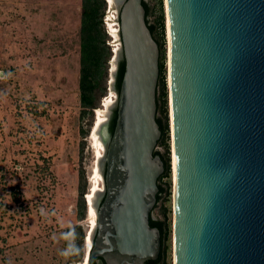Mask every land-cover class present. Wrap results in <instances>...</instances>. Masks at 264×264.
<instances>
[{
    "label": "water",
    "instance_id": "water-1",
    "mask_svg": "<svg viewBox=\"0 0 264 264\" xmlns=\"http://www.w3.org/2000/svg\"><path fill=\"white\" fill-rule=\"evenodd\" d=\"M144 2L118 7L117 98L99 127L103 191L88 264H144L161 252L150 224L165 171L156 153L161 48ZM167 13L174 264H264V0H167Z\"/></svg>",
    "mask_w": 264,
    "mask_h": 264
},
{
    "label": "rangeland",
    "instance_id": "rangeland-1",
    "mask_svg": "<svg viewBox=\"0 0 264 264\" xmlns=\"http://www.w3.org/2000/svg\"><path fill=\"white\" fill-rule=\"evenodd\" d=\"M106 1L104 21L112 33L106 42L113 51L120 46L116 36L118 5L114 0ZM145 3L147 21L163 49L158 116L164 122L165 134L156 151L170 166L169 175L158 181L166 191L152 216L163 220L168 229L165 264H174L166 0ZM81 11V0H0V264H85L87 239L91 232L93 235L96 221L88 196L95 200L97 190H103L102 174L97 169L103 144L97 146L92 133L98 111L103 112V121L107 119L117 94L110 82L114 68L111 57L104 81L106 95L99 92L94 117H83L79 90ZM81 126L89 129L86 137L81 134ZM81 169L85 172L84 196L89 208L79 219ZM94 184L99 186L97 192L92 191ZM70 227H79L84 235L81 261L65 255L68 241L76 242L74 233L68 231Z\"/></svg>",
    "mask_w": 264,
    "mask_h": 264
},
{
    "label": "trees",
    "instance_id": "trees-1",
    "mask_svg": "<svg viewBox=\"0 0 264 264\" xmlns=\"http://www.w3.org/2000/svg\"><path fill=\"white\" fill-rule=\"evenodd\" d=\"M144 6L146 8V14L148 16V7L144 2ZM81 21H80V79H79V90H80V101L81 106L83 107V117L86 115H93L94 111L97 107H99V92L101 95H106V86L104 85V81L108 75V64L110 58L113 56V51L110 50V47L107 44L108 35L110 33L105 25V12L107 9V1L106 0H81ZM149 27L152 31V34L156 41L159 43L161 48V57H160V79L158 83L157 89V121L160 125V129L162 131V135L160 140L158 141V145L162 144L163 137L165 134V126L162 119L158 116V112H160V86L161 75L163 71L162 66V53L163 49L159 42V39L156 36L155 29L152 25L149 24ZM125 72V61L121 60L119 64L118 74H117V89H120L121 82L123 79V75ZM163 80V85H164ZM117 120V111L115 110L111 120H110V131L113 133ZM81 134L83 137H86L89 134V129L81 126ZM82 147H84V143H82ZM157 154L161 156L165 163V171L160 176L159 180L168 176L170 172V166L168 161L165 159L164 155L158 151ZM86 180H85V172L83 169L80 171V195L77 201V209H78V218L82 219L86 214V208H88L86 196ZM166 189L164 186L159 184V193L157 195V203L162 198V193H164ZM157 206V205H156ZM69 232L74 233V237H76V242L73 244L72 242L67 243L68 248L70 250V257L74 261H81L83 259V251L81 242L83 241L84 235L82 230L79 227H70L68 228ZM161 231V252L158 260H148L146 264H156L160 262L161 264H165L166 254H167V240L168 229H164L162 225H160ZM86 237V236H85ZM85 240V239H84ZM85 254V253H84Z\"/></svg>",
    "mask_w": 264,
    "mask_h": 264
},
{
    "label": "bare ground",
    "instance_id": "bare-ground-1",
    "mask_svg": "<svg viewBox=\"0 0 264 264\" xmlns=\"http://www.w3.org/2000/svg\"><path fill=\"white\" fill-rule=\"evenodd\" d=\"M115 1V4H117L118 5V7H119V4H120V0H114ZM114 3V2H113ZM166 10H167V0H166ZM167 27H168V37H169V26H168V13H167ZM111 27L108 29L109 30V33L110 34H112L111 33ZM117 35L116 36H118L119 37V40H120V33H119V28H118V33H116ZM121 49V43H120V46H118L115 50H114V53H115V56H114V59L111 61L112 62V64L114 65V68L112 69V78H113V75H114V70H115V68H116V61H117V55H118V53H119V50ZM170 85H171V83H170V38H169V88H170ZM112 87H113V82H112ZM113 89H114V87H113ZM117 98V97H116ZM116 102V100L114 101V103ZM107 103V102H106ZM113 103V104H114ZM112 104V105H113ZM170 107H171V94H170ZM103 112H101L100 110L98 111V119H97V124L95 123V128H94V130H93V137L95 138V143H96V145L98 146L99 144H103V150L105 151V145H104V142H103V139H102V137H101V134H100V132H99V127H100V124H102L103 122H105L107 119H105L104 121H103V119H104V117H103V114H102ZM108 118V117H107ZM171 125H172V132H173V121H172V109H171ZM101 144V145H102ZM104 151H103V153H104ZM99 154H100V152H99ZM103 155V154H102ZM101 155V156H102ZM101 156H100V158H101ZM99 158V159H100ZM97 169H99L98 170V172H101V169H100V166H99V168H97ZM173 172H174V183H175V180H176V175H175V158H174V150H173ZM100 174H102V173H100ZM102 176V175H101ZM103 179V178H102ZM97 187H99L97 184H94V186H93V188H92V191L93 192H96V190L98 189ZM98 191V190H97ZM101 191H103V190H101ZM101 191H99V193H101ZM97 195H98V193H97ZM89 198H90V213L94 216V214L96 215V220H97V206H96V199L94 200V198L92 199V196H91V194L88 196ZM96 224H97V221H95V224H93V227H94V229H95V226H96ZM93 235H92V232L90 233V236L88 237V239H87V250H86V254H85V256H87V253H88V251H89V249H91V246H92V244H93V237H92ZM85 260V259H84ZM85 264H88L86 261L84 262Z\"/></svg>",
    "mask_w": 264,
    "mask_h": 264
},
{
    "label": "flooded vegetation",
    "instance_id": "flooded-vegetation-1",
    "mask_svg": "<svg viewBox=\"0 0 264 264\" xmlns=\"http://www.w3.org/2000/svg\"><path fill=\"white\" fill-rule=\"evenodd\" d=\"M98 191H100V190H98ZM96 192H97V191H96ZM156 205H157V203H156ZM156 205H155V206H156ZM150 224H151L152 226H154V227H158L159 230H160V225H162V226L164 227V229H167L163 220L158 219V218H156V217H154V216H152V215H151ZM160 232H161V231H160ZM158 258H159V257H158ZM158 258H157L156 260H158ZM96 264H106V262H105L104 259H102V258H97V263H96ZM144 264H146V262H145ZM156 264H161V263L158 262V263H156Z\"/></svg>",
    "mask_w": 264,
    "mask_h": 264
},
{
    "label": "clouds",
    "instance_id": "clouds-1",
    "mask_svg": "<svg viewBox=\"0 0 264 264\" xmlns=\"http://www.w3.org/2000/svg\"><path fill=\"white\" fill-rule=\"evenodd\" d=\"M71 247H72V246L70 245V249H69V251H66V252H65V255L70 254Z\"/></svg>",
    "mask_w": 264,
    "mask_h": 264
},
{
    "label": "built area",
    "instance_id": "built-area-1",
    "mask_svg": "<svg viewBox=\"0 0 264 264\" xmlns=\"http://www.w3.org/2000/svg\"><path fill=\"white\" fill-rule=\"evenodd\" d=\"M118 14V13H117ZM118 19V18H117ZM106 22V21H105ZM118 23V22H117Z\"/></svg>",
    "mask_w": 264,
    "mask_h": 264
}]
</instances>
